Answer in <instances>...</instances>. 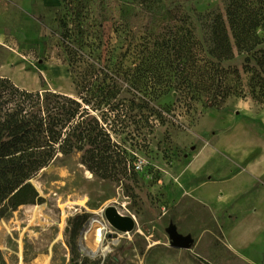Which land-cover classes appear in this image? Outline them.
Here are the masks:
<instances>
[{
  "label": "rangeland",
  "instance_id": "obj_1",
  "mask_svg": "<svg viewBox=\"0 0 264 264\" xmlns=\"http://www.w3.org/2000/svg\"><path fill=\"white\" fill-rule=\"evenodd\" d=\"M143 1L0 3V78L8 75L15 86L26 91L60 93V82L75 89L74 79L80 82L81 74L86 73L92 86L90 108L95 109L96 98L105 97L94 114L101 117L103 112L108 117L112 139L128 161L127 175L113 181L89 171L81 162V152L58 154L29 181L40 202L19 206L0 218V264H264V212L257 211L250 218L251 230L240 233L239 248L254 262L243 260L226 244L233 235L213 225L211 218L217 191L226 189L228 183H210V158L201 167L199 178L190 173L196 155L219 147L214 160L227 173L229 136L243 132V119L264 112V104L231 96L221 109L207 101L188 107L171 92L152 98L148 91L145 95L150 102L140 99L144 88L134 86L133 69L141 39L122 24L139 14L141 5L151 6L150 0ZM170 2L161 0L157 13ZM178 4L205 57L223 67L237 68L246 84L242 67L255 64L245 61L251 53L244 51L240 31L254 4L250 0ZM258 49H264V44ZM7 51L13 62L2 67ZM73 57L77 59L72 64ZM71 96L78 98L77 89ZM151 107L162 112V119L153 116ZM110 206L131 217L134 229L119 233L105 255L91 256L85 249H94L96 223L85 233L86 238L82 232ZM82 216L87 218L77 227ZM171 226L191 238L189 249L171 246ZM136 232L146 237L147 248L130 240Z\"/></svg>",
  "mask_w": 264,
  "mask_h": 264
},
{
  "label": "trees",
  "instance_id": "obj_2",
  "mask_svg": "<svg viewBox=\"0 0 264 264\" xmlns=\"http://www.w3.org/2000/svg\"><path fill=\"white\" fill-rule=\"evenodd\" d=\"M186 1L171 0L169 7L164 5L163 12L157 13L161 0H150L149 8L141 5L140 13L122 24L141 39L133 69L134 86L144 88L140 99L150 102L145 95L148 91L152 98L171 92L188 107L207 101L221 109L231 96L264 104V49H258L264 44V0H250L254 8L240 31L244 51L251 53L245 61L255 64L242 67L246 84L237 68L223 67L205 57L179 10L178 2ZM71 52L77 53L72 48ZM76 59L72 58V64ZM86 80V73L81 74L80 82L74 79L78 98H73L48 90L26 91L10 79L0 78V218L19 206L40 202L29 181L58 154L81 152L82 164L102 179L119 181L127 175V156L112 139L108 117L103 112L101 117L94 114L105 97L96 98L92 110V86ZM150 110L162 119V112ZM86 218L79 217L77 227Z\"/></svg>",
  "mask_w": 264,
  "mask_h": 264
},
{
  "label": "crops",
  "instance_id": "obj_3",
  "mask_svg": "<svg viewBox=\"0 0 264 264\" xmlns=\"http://www.w3.org/2000/svg\"><path fill=\"white\" fill-rule=\"evenodd\" d=\"M2 1L8 0H0V3ZM12 56L9 51L6 52V60L2 67L13 62ZM1 78L9 79V76L4 75ZM243 120H246L243 132L230 135L225 146L228 154L227 173H224L225 167L219 160H214L221 147L203 149L191 164L190 173L199 178V171L206 167V161L210 158L209 163L212 164L210 183H228L226 189L217 191L216 200L213 201L215 207H212L211 211L212 223L224 228L226 234L233 235L226 239V244L233 254L252 262L253 258L239 248V241L240 233L244 235L251 230L250 218L255 216L257 211L264 212V112H253V115ZM199 182L202 184L203 180ZM261 230L264 232V224ZM243 249H247V246Z\"/></svg>",
  "mask_w": 264,
  "mask_h": 264
},
{
  "label": "water",
  "instance_id": "obj_4",
  "mask_svg": "<svg viewBox=\"0 0 264 264\" xmlns=\"http://www.w3.org/2000/svg\"><path fill=\"white\" fill-rule=\"evenodd\" d=\"M107 222L118 232L129 233L134 229V221L131 217L120 214L114 207L110 206L104 210ZM171 246L175 249H189L192 240L190 237L181 236L174 226L168 229Z\"/></svg>",
  "mask_w": 264,
  "mask_h": 264
},
{
  "label": "bare ground",
  "instance_id": "obj_5",
  "mask_svg": "<svg viewBox=\"0 0 264 264\" xmlns=\"http://www.w3.org/2000/svg\"><path fill=\"white\" fill-rule=\"evenodd\" d=\"M60 94L72 97L71 95H74L75 93V89L72 88L68 83L65 82H60ZM95 223V219H93L90 224L87 226V229L85 230V233H87L88 231H90L91 227L93 226V224ZM85 234V238H86ZM102 237V233L100 230H96L94 232V249L92 251H86L85 252L87 254H90L91 256L96 255L97 253H100L101 255H105L106 252H108L110 250L109 247L105 246L102 247V245L99 243ZM131 241L133 242H137L138 244H140L141 246L147 248L149 243L146 239V237H144L142 234H140L139 232H136L134 235L131 236Z\"/></svg>",
  "mask_w": 264,
  "mask_h": 264
},
{
  "label": "built area",
  "instance_id": "obj_6",
  "mask_svg": "<svg viewBox=\"0 0 264 264\" xmlns=\"http://www.w3.org/2000/svg\"><path fill=\"white\" fill-rule=\"evenodd\" d=\"M96 230H100L102 233V237L100 240V244L102 245V247H109L110 250L113 246V242L117 239L116 237L119 235V233L117 230H115L106 220L105 216H104V212H101L100 215L97 216L96 220ZM84 236L85 238V232H82V237ZM109 250V251H110ZM108 251V252H109ZM107 253V252H106ZM105 253V254H106Z\"/></svg>",
  "mask_w": 264,
  "mask_h": 264
}]
</instances>
